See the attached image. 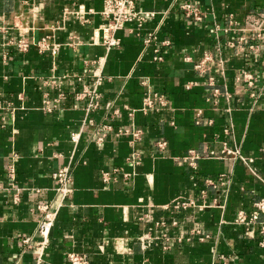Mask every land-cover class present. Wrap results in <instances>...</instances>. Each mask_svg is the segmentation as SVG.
I'll use <instances>...</instances> for the list:
<instances>
[{"label":"crops","instance_id":"1","mask_svg":"<svg viewBox=\"0 0 264 264\" xmlns=\"http://www.w3.org/2000/svg\"><path fill=\"white\" fill-rule=\"evenodd\" d=\"M184 3L199 5L205 20L187 18ZM138 6L155 12L144 33L156 31L160 41L171 42L161 47L163 62H154L153 48L130 32L134 24L115 33L119 47L106 49L104 0H0V264H38L39 251L26 249L22 239L35 233L36 206L59 201L52 174L66 165L72 167L74 191L39 264H68L69 252L92 264H264L260 225L234 224L239 211L252 213L264 197V34L263 39L247 34L229 47L244 32L224 31L231 15L244 26L248 15L264 13V0H140ZM66 8L84 20L76 14L65 18ZM44 37L59 45L57 55L38 51L35 43ZM73 37L75 47L69 45ZM18 40L28 41L29 50L19 51ZM218 46L223 70L214 63L208 72H214L220 90L214 104L207 99L208 74L195 64L210 50L218 57ZM99 58L105 59L107 79L99 108L87 116L85 101L74 107L75 92L82 88L79 77L90 82L85 61ZM244 71L255 77L254 87L236 80ZM52 72L69 76V98L62 110L47 113L41 78ZM144 77L167 96L169 107L130 116L125 106L142 107ZM105 122L114 130H144L137 144L141 165L127 162L128 137L110 132L104 143L95 141L97 125ZM75 132H81L78 144L71 140ZM158 140L167 142L164 150L155 145ZM224 142L240 147L256 174L240 160L203 158L192 170L176 159L193 149L220 152ZM115 168L133 177L120 174L105 183L101 170ZM221 174L229 184H207ZM177 199H197L205 207L175 211ZM200 234L209 237L200 240Z\"/></svg>","mask_w":264,"mask_h":264},{"label":"built area","instance_id":"2","mask_svg":"<svg viewBox=\"0 0 264 264\" xmlns=\"http://www.w3.org/2000/svg\"><path fill=\"white\" fill-rule=\"evenodd\" d=\"M140 0H104V9L101 14L106 20V24L102 26L103 33V45L109 51L113 48L120 46V39L116 37L115 33L118 30L125 28L127 24H134V27L130 29V32L135 36L142 39L145 48H153L152 60L154 62L160 63L164 61V56L161 54V47L167 46L171 42L169 40L160 41L156 31H148L144 33V27L147 22L155 14L154 11L144 10L138 6ZM181 10L187 18H192L197 22H203L206 18V13L199 7L192 3H184L181 5ZM69 14H76V16L84 20V16L80 12H72L68 8L64 10V17L67 18ZM224 31L228 34L231 33H241L244 32V35H241L238 42L236 40H229V47H236L237 43H242L248 36L252 38L263 39L264 34V13H255L248 15L246 17L245 25L239 26L236 18L231 15L228 26L224 28ZM251 34V35H250ZM77 41L73 37L69 42V45L72 47L77 46ZM30 43L26 40H18L16 46L21 52H26L30 48ZM38 51L40 53H51L52 55L58 54L59 45L53 42H50L49 37H44L38 42L35 43ZM255 45H251L250 49H254ZM215 53H218V57L215 56L214 51H207L204 53L201 60L197 61L195 64V69L203 74H208L213 68L214 63H218L221 70H223L221 56L223 54V49L221 46H218L215 49ZM191 57H187V60H190ZM88 66V77L90 82L84 80V77H79L78 80L82 81V88L75 92V99L77 104L74 105L75 108L78 107L80 101H85L86 105L84 110L88 115L96 111L103 97L101 92V86L107 79L104 74V64L105 59L99 58L98 60L85 61ZM44 86V98L42 110L47 113H53L58 110H62L65 101L69 98L67 92V83L69 80L68 75H59L56 72H52L41 78ZM239 83H245L247 87L251 88L255 86L256 79L255 77L244 71L240 74L237 79ZM142 84L146 88V94L143 100L142 107L137 109L129 108L125 106L126 109L130 111V116H133L136 111L143 112L145 114L150 112H163L169 107V100L167 96L161 92H157L152 89L147 78L141 79ZM206 85L208 87V101H213L214 104H217V97L220 94V90L217 84V77L212 71L211 74L207 75ZM252 97L258 99V94L252 93ZM198 113V117H199ZM87 123L95 124L92 119H87ZM199 122V118L198 121ZM233 130V126L226 127L224 132L230 134ZM114 132L117 138L128 137L130 145V154L127 157V162L133 167H137L142 164V153L138 149L137 144L143 139L144 130L137 126H132L130 128H119L114 130V127L111 123L105 122L99 124L96 127L94 134L95 141L97 143H104L108 134ZM81 139V132H75L71 135V140L73 143L78 144ZM155 145L160 149L164 150L167 146V142L164 140H158L155 142ZM264 154V147L261 149ZM203 158H217V159H231V160H240L245 165H247L252 172L255 173L252 167V159L244 155L240 147L229 146L228 142H224V147L220 152L208 153L199 152L195 149L189 150V152L183 156L176 158L178 161H183L187 164L192 170L198 169V161ZM10 176H13L15 169L14 167L9 170ZM122 174L126 180H129L133 177L132 173L123 172L122 170L115 168L112 170L103 169L101 170V177L105 183L111 181H117L118 176ZM256 174V173H255ZM52 177L56 183L55 191L59 197V201L50 200L39 203L35 211L39 213L38 225L35 230V233L30 236H26L22 239V243L26 249L36 248L39 251L37 256L38 264L42 261V256L45 250L50 245V235L51 231L58 219L59 212L61 207L64 204L66 198L72 195L74 188L72 186L73 182V173L71 165H66L58 168L52 174ZM228 176L226 174H221L217 180L207 179L206 182L208 185L213 187L217 186L219 182L221 185L229 184ZM255 209L252 213H247L244 210L238 212L237 217L234 220V224L245 225L247 228H250L254 224L260 225V233L262 235V240L260 242L261 246L264 247V219L259 220L260 216L264 214V197L254 204ZM204 208L205 205L199 203L197 199H177L172 205V209L175 211L188 209V208ZM177 224V221L174 222ZM196 233H200L199 230ZM201 235V234H200ZM209 235L200 236V240H205ZM68 264H92L89 259L80 253L69 252L67 254Z\"/></svg>","mask_w":264,"mask_h":264}]
</instances>
